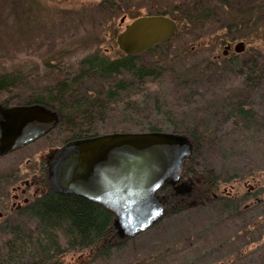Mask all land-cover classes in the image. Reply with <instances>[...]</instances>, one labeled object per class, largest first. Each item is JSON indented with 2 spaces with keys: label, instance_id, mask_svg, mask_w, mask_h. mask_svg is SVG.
Instances as JSON below:
<instances>
[{
  "label": "trees",
  "instance_id": "obj_1",
  "mask_svg": "<svg viewBox=\"0 0 264 264\" xmlns=\"http://www.w3.org/2000/svg\"><path fill=\"white\" fill-rule=\"evenodd\" d=\"M85 7L80 12L89 8L104 15L106 26L117 17L145 12L171 17L177 30L168 42L136 55L119 52L110 59L91 43L87 53L65 47L53 64L45 61L44 70L3 68L0 102L37 103L58 111L53 131L61 142L114 131L176 132L187 134L200 153L210 148L221 160H234L222 172L226 177L255 178L264 171V51L254 44L264 38V0H95ZM237 40L246 47L241 53L208 54L209 47L220 49ZM186 54L201 56L190 66L193 73L177 69ZM186 118L194 124L182 126L179 121ZM206 160L197 165L198 172L211 175L215 169ZM161 191L168 193L166 186ZM223 207L225 213L235 210L230 204ZM249 209L255 219L264 215V200ZM15 216L0 224V264H65V257L68 264L82 252L90 253L91 264L128 245H114L110 212L74 194L48 191Z\"/></svg>",
  "mask_w": 264,
  "mask_h": 264
},
{
  "label": "rangeland",
  "instance_id": "obj_2",
  "mask_svg": "<svg viewBox=\"0 0 264 264\" xmlns=\"http://www.w3.org/2000/svg\"><path fill=\"white\" fill-rule=\"evenodd\" d=\"M92 1L95 0H0V24H3L0 29V70L19 65H25L26 70L35 66L39 70H44L45 61L53 64L54 55L65 47L78 48L75 50L87 53L93 50V47L87 45L91 43H95L94 48L104 56L110 59L117 57L121 51L116 44V37L134 18L126 16L124 22L119 24L122 16L117 17L106 26L103 24L104 15L98 16L96 12L88 10L89 8L80 12L82 6L87 7ZM146 14L142 12L139 16ZM80 15L82 17L77 18ZM96 22L103 26H96ZM17 28L23 30L16 36L14 33ZM25 28L30 29V34L24 31ZM61 36L67 38L61 40ZM239 41L242 40L232 42L231 46ZM254 44L261 45L264 51L263 37ZM79 46L85 47L80 50ZM224 47L225 45L220 49L209 47L208 54L213 57ZM232 53L234 52L231 51L230 54ZM200 59L201 56L197 54L181 56L180 64L177 66L179 73L183 70L193 73L190 66ZM169 86L170 80L166 79L163 88L167 89ZM261 115L264 116V110ZM155 118L163 123L162 116L158 115ZM179 118L177 116L172 120L176 122ZM179 122L182 126L194 124L190 118L181 119ZM112 126L113 123L110 124V127ZM53 130L31 144L0 157V176L9 174L20 179L25 172L26 160L35 163L40 152H46L50 147L56 148L64 143L65 141L57 140L58 133ZM210 150L208 148L200 153L195 150L193 143L192 154L185 162L184 173L182 171L183 174L180 176L181 180L185 177L184 174L195 176L196 180L204 183L214 179L215 187H211L212 191L206 193L207 199L197 198L200 193L197 188L192 190L194 191L192 195L186 197L184 195L188 190L176 194L170 186H166L168 193L161 191L162 188L159 189L158 195L165 198V214L162 219L133 238L122 240L114 232L118 241L114 245L126 243L128 244L126 249L116 255L113 254L107 260L96 259L91 264H222L220 261H224L223 264H264V215L255 219L249 215L250 209H242L248 206L252 199L246 198L250 186L253 187L252 197L261 198L264 195V171L255 178L226 177L222 172L232 165L234 160L223 161L217 151ZM205 157L206 162L215 169L211 175L198 172L201 168L197 165L203 162ZM16 181V178L1 180L0 193L10 192L12 184ZM210 182L212 181L208 183ZM179 183L188 189L191 188L189 184L181 181ZM171 193L175 195L172 196ZM227 193H230L231 197H227ZM215 196L218 199H214ZM171 201L176 203L172 205ZM4 202L5 200L0 199V209ZM224 204L234 206L235 210L225 213ZM11 217L16 216L13 214ZM131 239L132 244H129ZM89 257V252H82L76 254L74 260L68 264L75 262L82 264ZM228 259H232V262ZM64 262L67 264L68 257L64 258Z\"/></svg>",
  "mask_w": 264,
  "mask_h": 264
},
{
  "label": "water",
  "instance_id": "obj_3",
  "mask_svg": "<svg viewBox=\"0 0 264 264\" xmlns=\"http://www.w3.org/2000/svg\"><path fill=\"white\" fill-rule=\"evenodd\" d=\"M176 30L177 23L167 15H140L118 33L116 44L123 54L136 55L168 42ZM227 49L229 45L224 55ZM244 49L243 41L232 46L234 53ZM59 119L56 110L42 104L0 102V157L48 134ZM192 149L187 135L165 131H114L69 139L48 155V190L103 206L113 216L115 235L133 238L164 216L165 198L159 189L170 186L176 194L188 189L179 181Z\"/></svg>",
  "mask_w": 264,
  "mask_h": 264
},
{
  "label": "flooded vegetation",
  "instance_id": "obj_4",
  "mask_svg": "<svg viewBox=\"0 0 264 264\" xmlns=\"http://www.w3.org/2000/svg\"><path fill=\"white\" fill-rule=\"evenodd\" d=\"M229 45V44H228ZM233 51L232 50V46L229 45V49H227V53L225 55L230 54V52ZM224 55V54H223ZM31 144V143H30ZM55 147H50L46 152H40L39 155L36 158V162H32L30 160H26V167H25V172L23 174L22 177L15 176V175H1L0 176V181L3 180H10V178H16L17 181L16 183L12 184L11 190L10 192H8L10 195H8L7 192H1L0 193V199L1 200H5V202L3 203L1 209H0V224L6 220H8V218H10L13 214H17L24 206H26L30 201H32L33 199H35L36 197H39L40 195H42L43 193L48 192V184H47V180H46V166H47V162H48V155L50 154V152L54 149ZM19 150V149H18ZM33 165V169H32V164ZM18 170V169H17ZM184 173V171H183ZM182 173V174H183ZM28 175V177H27ZM182 176V175H181ZM184 178L180 181L184 182L186 184L190 185V189H185V191L188 192L186 193V195H184L185 197L187 195H192V193L195 190V188H197V191L200 192L197 196V198H203V199H207V195L206 193L211 192L212 188L211 187H215V182H210L208 183L207 181L204 183L203 181L195 178V176L190 177V175L188 176L187 174H184ZM205 178V177H203ZM19 179V180H18ZM201 187H203V189H201ZM171 188V187H170ZM232 189V187H231ZM253 191V187L250 186L248 191H247V196L246 198H252L248 204V206L243 207V210H247L249 209L254 203H258L261 202L262 200H264V195L261 198H256V197H252L251 193ZM196 192V191H195ZM214 193V192H212ZM230 193H227V197H231L229 195ZM172 196H174V193H171ZM178 197V196H176ZM214 199H218V197H214ZM2 220V221H1ZM249 243H254V242H250ZM240 255V254H238ZM91 257V256H90ZM89 257V258H90ZM89 258H87V260H84L83 263L89 264L90 260ZM229 262H232V259H228ZM224 261H220V263L223 264Z\"/></svg>",
  "mask_w": 264,
  "mask_h": 264
}]
</instances>
